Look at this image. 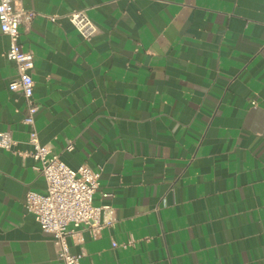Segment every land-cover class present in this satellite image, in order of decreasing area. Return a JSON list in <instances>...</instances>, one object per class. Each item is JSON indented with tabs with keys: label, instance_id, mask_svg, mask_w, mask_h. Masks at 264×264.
I'll list each match as a JSON object with an SVG mask.
<instances>
[{
	"label": "crops",
	"instance_id": "obj_1",
	"mask_svg": "<svg viewBox=\"0 0 264 264\" xmlns=\"http://www.w3.org/2000/svg\"><path fill=\"white\" fill-rule=\"evenodd\" d=\"M35 15L34 127L0 30V264H58L25 207L39 141L100 172L107 222L69 237L80 264H264V0H17ZM86 10L85 40L68 20ZM56 16V21L50 19ZM72 144L73 150L67 147ZM110 222V223H108Z\"/></svg>",
	"mask_w": 264,
	"mask_h": 264
},
{
	"label": "built area",
	"instance_id": "obj_2",
	"mask_svg": "<svg viewBox=\"0 0 264 264\" xmlns=\"http://www.w3.org/2000/svg\"><path fill=\"white\" fill-rule=\"evenodd\" d=\"M34 15L33 12L18 8L17 0H0V30L10 42L6 56L16 66V78L10 82L9 89L19 92L24 98L26 114L23 123L32 127L38 112L32 75L34 55L23 49L19 39L21 25L29 26ZM67 17L85 40L98 32L97 25L86 10H73ZM50 19L56 21L57 17L51 16ZM29 142L34 146V151L29 155L36 162L35 169L44 177L46 189L45 192H27L26 210L35 217L41 230L52 237L58 264H80L82 254L71 251L69 237L75 238L79 227L86 228L96 236L107 223L102 221V213L113 212L109 204L96 206L93 203L94 194L100 188V172L85 164L71 168L47 145L40 143L34 129ZM14 143L10 131H0V148L11 150ZM67 150H73V145L70 144Z\"/></svg>",
	"mask_w": 264,
	"mask_h": 264
}]
</instances>
